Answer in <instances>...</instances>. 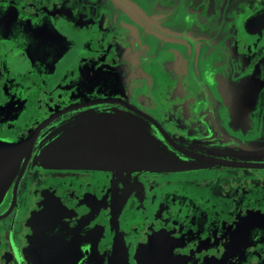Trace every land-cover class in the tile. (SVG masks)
Instances as JSON below:
<instances>
[{
	"label": "flooded vegetation",
	"instance_id": "obj_1",
	"mask_svg": "<svg viewBox=\"0 0 264 264\" xmlns=\"http://www.w3.org/2000/svg\"><path fill=\"white\" fill-rule=\"evenodd\" d=\"M125 113L195 168L36 162L71 123ZM31 139L0 264H264V0H0V143Z\"/></svg>",
	"mask_w": 264,
	"mask_h": 264
},
{
	"label": "water",
	"instance_id": "obj_2",
	"mask_svg": "<svg viewBox=\"0 0 264 264\" xmlns=\"http://www.w3.org/2000/svg\"><path fill=\"white\" fill-rule=\"evenodd\" d=\"M61 134L37 156L36 162L46 168L92 169L119 173L177 172L195 168L151 135L141 121L128 114H108L83 118L60 130ZM167 142L179 153L196 162H221L194 155ZM33 139L18 144L0 143V203L11 182L26 168ZM194 164V163H193Z\"/></svg>",
	"mask_w": 264,
	"mask_h": 264
}]
</instances>
